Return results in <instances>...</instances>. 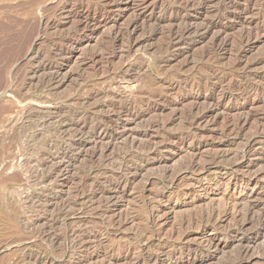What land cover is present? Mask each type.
Returning <instances> with one entry per match:
<instances>
[{
	"label": "rangeland",
	"instance_id": "obj_1",
	"mask_svg": "<svg viewBox=\"0 0 264 264\" xmlns=\"http://www.w3.org/2000/svg\"><path fill=\"white\" fill-rule=\"evenodd\" d=\"M80 2L83 7L77 10ZM236 2L238 10L246 14L233 16L232 9L217 13L212 6L214 0H0V41L19 40V45L27 40L35 42L31 59L10 67L5 76L8 87L0 89V109L14 105V112L4 114L6 120L11 118L10 128H0V264H26V253L41 254L58 264H229L238 259H242L241 264H264V239L248 240L256 232L253 224L244 222L237 229L233 224L238 213L223 215L228 206L232 207V201L238 211L252 206L256 214L264 209V131L257 129L264 111V84L256 92L236 90L246 77L258 76L264 83V60L256 69L249 67L245 73L241 69L264 57V0ZM184 5L189 6L186 11ZM176 11L194 33L182 45L166 48L167 32L181 24L169 20ZM212 21L215 25L209 29ZM247 33L252 35L250 44L238 49L239 36ZM9 35L12 37L8 40ZM216 37L227 43L214 65L225 78L218 86L202 72L201 66L207 63L198 62ZM238 56L242 67L229 70V64ZM46 62L54 63L57 81L39 89L37 82L46 75L42 70L35 75L31 72ZM136 62H140L141 69L125 73ZM145 87L160 93L159 98L136 106ZM203 87H213L214 92L203 91ZM21 94L27 96L25 101L30 100L27 104ZM94 94L98 98L91 99L85 108L90 122L79 125L88 134L70 163L63 161L61 172L46 183H34V174L27 173L26 168H22V175L17 158L26 129L20 130L22 122L15 121L19 117L16 111L29 108L27 120L31 123L24 120L23 126L32 128L39 115L79 110L81 106L75 105L72 98L81 95L85 99ZM111 98L132 103L145 114L138 120L123 113L117 117L108 109ZM16 104L21 106L15 108ZM194 109L207 112V121L192 127L184 115ZM236 117L250 120L247 134L255 136L256 129L261 133L256 135L251 152L242 158L243 143L222 132L224 122ZM109 118L116 126L110 123L114 126L107 130L114 136L106 140L100 137L105 129L102 124ZM142 131L146 135L139 137ZM39 138L35 144L43 147L44 140ZM64 139L73 143L79 136L75 133ZM15 143L20 146L18 150ZM9 151L14 155L11 159ZM124 154L130 157L119 166ZM88 172L91 176L81 192L80 180ZM121 177V182L125 181L112 190L110 182ZM6 179L9 181L4 182ZM23 190L42 201L36 204L38 208L23 203ZM61 207L66 217L52 221ZM212 210L222 214V219L215 221L216 228L207 226L202 230L180 223ZM28 217L32 223L27 222ZM143 230L150 232L149 238H139ZM54 237L59 241L55 243ZM79 237H84V242ZM195 248L197 251H191Z\"/></svg>",
	"mask_w": 264,
	"mask_h": 264
},
{
	"label": "bare ground",
	"instance_id": "obj_2",
	"mask_svg": "<svg viewBox=\"0 0 264 264\" xmlns=\"http://www.w3.org/2000/svg\"><path fill=\"white\" fill-rule=\"evenodd\" d=\"M178 1V0H177ZM180 2H181V0H179ZM186 1V0H185ZM237 0H214V4H212V6L214 7V9H215V12H217V13H220L221 14V11H224V10H226V9H232L233 10V13H232V15L233 16H241L242 14L244 15V11H243V9L242 10H238V7H237V3L238 2H236ZM246 2H248V0H245ZM189 2V1H188ZM176 3H178V2H176ZM187 3V2H186ZM186 3H184V4H186ZM188 4V3H187ZM190 4V3H189ZM249 4V3H248ZM177 5H179L178 7H180V5L181 4H177ZM194 6V5H193ZM83 7V3H78L77 4V10L78 9H81ZM189 7V6H188ZM187 7V5L185 6L184 5V7H183V11H186V9L188 8ZM191 7V6H190ZM172 8V7H171ZM175 10V9H174ZM181 11V10H180ZM248 11V10H247ZM263 11V10H262ZM212 12H214V11H212ZM185 13V12H184ZM260 13V12H259ZM175 15L173 16V18H171V19H169L170 21H179L181 24H180V27H176L175 29H171L170 31H169V33L167 32V34L168 35H166V36H168V37H166L167 38V43L165 44V45H167L166 46V48H168V47H175V46H177L178 44H180L181 42H183V40L185 39V38H187V37H189L191 34H193L194 33V31H193V29L190 27V25H188L184 20H183V17L182 16H180L178 13H177V11L174 13ZM246 14V13H245ZM214 15H215V13H214ZM255 15V14H254ZM261 15V14H260ZM257 16V15H256ZM6 17V16H5ZM10 17H12V16H10ZM14 17V16H13ZM12 17V18H13ZM217 17V16H216ZM220 17V16H219ZM170 18V17H169ZM228 19H229V17H227ZM233 18V17H232ZM261 18V17H260ZM20 19V18H19ZM161 19V18H160ZM167 19H168V17H167ZM262 19V18H261ZM10 20V19H9ZM21 20V19H20ZM164 20V19H163ZM17 21H19L18 19H17ZM154 21V20H153ZM167 21V20H166ZM1 22V21H0ZM12 22V21H11ZM15 22V21H14ZM27 22V21H26ZM25 22V23H26ZM29 22H31V21H29ZM28 22V23H29ZM20 23H22V22H20ZM168 23V22H167ZM177 23V22H176ZM2 25H3V22L1 23ZM27 24V23H26ZM130 24V23H129ZM135 24H136V22H135ZM166 24V23H165ZM169 24V23H168ZM172 24H173V22H172ZM175 24V23H174ZM178 24V23H177ZM177 24H176V26H177ZM21 25V24H20ZM214 25H215V23H214V21H212L211 23L209 22L208 23V28L210 29V28H213L214 27ZM6 25H4V27H5ZM22 26V25H21ZM31 26V25H30ZM170 26H172V25H170ZM207 26V25H206ZM3 27V28H4ZM135 27V26H134ZM168 27V26H167ZM6 28V27H5ZM26 28V27H25ZM9 29V28H8ZM10 29H11V26H10ZM13 29V28H12ZM10 30V31H13V30ZM32 30V29H31ZM212 30V29H211ZM20 31H21V28H20ZM19 32V31H18ZM23 32V31H22ZM27 32H29V27H28V30H27ZM31 32H33V30L31 31ZM250 33V32H249ZM2 34V33H1ZM13 35H16V33L14 34V33H12ZM21 34V33H20ZM27 33H25L24 35H25V37L27 36L26 35ZM31 34V33H30ZM219 34V33H218ZM4 35H5V33H4ZM3 35V36H4ZM23 35V34H22ZM33 34H31V36H32ZM150 35V34H149ZM148 35V36H149ZM73 36V35H72ZM8 37V40H9V38L10 37H12V36H7ZM24 37V36H23ZM23 37H21V38H23ZM30 37V36H29ZM240 37V39H239V41H238V49L239 48H242L244 45H248V44H250V40H251V38H252V35L251 34H248L247 33V35H243V36H239ZM32 38V37H31ZM23 39H26V38H23ZM35 39V38H34ZM11 40H13V39H11ZM21 40V39H20ZM31 40H33V39H31ZM31 40H29V41H31ZM36 40V39H35ZM165 40V39H164ZM28 41V40H27ZM27 41H26V43L25 44H20L19 45V40L18 41H6V39L4 40V41H0V80H1V78H2V81H3V85H2V87H1V85H0V89L2 88V89H7V85H6V83H5V76H6V74H7V70L10 68V67H12L13 65H16L18 62H22L23 60H26L27 61V59H28V61L31 59V57L33 56L32 54H33V51H34V44H35V42L34 41H32L31 43H27ZM21 42H22V40H21ZM232 42V41H231ZM184 43V42H183ZM69 44V43H68ZM67 44V45H68ZM121 44V43H120ZM225 44H227L226 43V41L224 42V40L223 41H221L218 37H216L212 42H211V45H210V47L209 48H207V50H205L201 55H200V57H199V59H198V62L200 61V62H205V63H207V64H204V65H202L201 66V68H202V72L205 74V76L207 77V78H212L213 80H215L216 81V85L218 86V84H221L222 83V81H223V78H224V76H223V71H219L218 69H214V65L216 64V63H218V59H217V56H218V52H220V51H222V50H225ZM67 45H65V46H67ZM180 45H182V44H180ZM236 45V44H235ZM69 46V45H68ZM173 47V48H174ZM53 48V47H52ZM58 49V48H57ZM65 49V48H64ZM170 49V48H169ZM66 50V49H65ZM164 51H165V49H164ZM238 51V50H237ZM57 52V51H56ZM59 52V51H58ZM37 53V52H36ZM36 53H34V54H36ZM60 55H62L61 53H59ZM236 54V53H235ZM37 55V54H36ZM123 55V54H122ZM240 55V54H239ZM242 55V54H241ZM263 55V54H262ZM127 56V55H126ZM29 57V58H28ZM222 57V56H221ZM54 58V57H53ZM235 58V57H234ZM40 59V58H39ZM192 59V58H191ZM195 59V58H194ZM38 60V59H37ZM254 60V59H253ZM263 60H264V57H260L259 59H257V60H255V61H253V62H251V63H249L248 65H247V63L246 64H244L243 65V68H241V69H243L242 71H244L243 73H245L246 72V69H248L249 67H252V66H258V64H260L261 62H263ZM196 61H197V57H196ZM232 61V60H231ZM246 61V60H245ZM244 61V62H245ZM223 62V61H222ZM23 63V62H22ZM138 62H136V65L135 64H130L129 66H128V70L126 71L125 70V73L126 72H128V71H135V70H138V69H141V65H140V62H139V64H137ZM192 63H193V61H192ZM21 64V63H20ZM37 64V63H36ZM195 64V63H194ZM199 64V63H198ZM220 64V63H219ZM223 64V63H222ZM221 64V65H222ZM227 64V66H228V64L229 63H226ZM226 64H225V66H226ZM243 63L241 62V57L240 56H238V57H236V59L235 60H233V62L232 63H230L229 65H230V68H229V70H231V71H238L239 70V67L242 65ZM196 65V64H195ZM262 65V64H261ZM264 65V64H263ZM163 66V65H162ZM218 66V65H217ZM216 66V67H217ZM256 66V67H257ZM14 67V66H13ZM229 67V66H228ZM242 67V66H241ZM253 67V68H254ZM256 67H255V69H256ZM222 68V67H221ZM29 69V68H28ZM124 69H126V68H124ZM143 69V68H142ZM224 69V68H223ZM31 70V69H30ZM40 70H42V72H43V74H45L46 75V77L45 78H41V79H39V81L37 82V88H39V89H45V88H49V87H51L52 85H55V83H56V81H57V72H55V66H54V63L52 64V63H49V62H46V63H42V64H39L36 68H34L33 70H32V74L33 75H35V73L37 72V71H40ZM180 70V69H179ZM228 70V71H229ZM11 71V70H10ZM10 71H9V74H10ZM249 71V70H248ZM122 72V71H121ZM118 73H119V71H118ZM238 73V72H237ZM9 74H8V76H9ZM39 74H40V72H39ZM256 74V73H255ZM37 75H38V73H37ZM120 75H121V73H120ZM167 75V74H166ZM246 75H247V73H246ZM250 75V74H249ZM252 75V74H251ZM257 75V74H256ZM264 75V74H263ZM122 76V75H121ZM176 76V75H175ZM233 76V75H232ZM253 76V75H252ZM241 77V76H240ZM146 78V77H145ZM259 78V79H258ZM264 78V77H263ZM201 79V78H200ZM206 79V78H205ZM225 79V78H224ZM228 79V78H227ZM18 80V79H17ZM202 80V79H201ZM1 81V82H2ZM10 81V80H9ZM215 81H214V83H215ZM226 81V80H225ZM228 81V80H227ZM241 81V80H240ZM192 82V81H191ZM11 83V82H10ZM150 83H152V82H150ZM194 83V82H193ZM200 83V82H199ZM225 83H228V82H225ZM2 84V83H1ZM241 85L240 86H238V88H236V90H239L240 92L242 91V92H245V93H247V92H249V93H251L252 91H254V92H256L258 89H260V88H262V86H263V84L264 83H262V78L261 77H246V79H244V80H242L241 81V83H240ZM149 84H146V87H150V85L148 86ZM153 85H154V83H153ZM153 85H152V87H153ZM156 85V84H155ZM154 85V86H155ZM209 85H210V83H209ZM214 85V84H213ZM223 85H225L224 83H223ZM199 85H197V87H198ZM201 86V85H200ZM79 87V86H78ZM146 87H145V90L142 92V93H139V96H138V98H137V101H136V103H135V105L137 106V105H140L141 103H143V101H149V100H157V98H159V95H160V93H157L156 91H153L152 89H146ZM195 87V86H194ZM214 87V86H213ZM213 87H203L202 88V90L204 89V90H207V91H211L212 93L214 92V89H213ZM222 87H224V86H222ZM221 87V88H222ZM232 88H233V86H231ZM264 87V86H263ZM196 88V87H195ZM216 88V87H215ZM10 90H11V88H9ZM83 89V88H82ZM81 89V90H82ZM144 89V88H143ZM142 89V90H143ZM156 89V88H155ZM225 89V88H224ZM264 89V88H263ZM78 90V89H77ZM80 90V91H81ZM200 90V89H199ZM203 90V91H204ZM5 91V90H4ZM79 91V90H78ZM140 91V90H139ZM138 91V92H139ZM160 91V90H159ZM202 91V92H203ZM82 92H83V90H82ZM76 93V92H75ZM223 94H225L224 92H222ZM79 94V93H78ZM163 94H165V93H163ZM22 95V94H21ZM31 95H33V94H31ZM30 95V96H31ZM77 95V94H76ZM138 95V94H137ZM226 95V94H225ZM232 95V94H231ZM246 95V94H245ZM29 96V97H30ZM81 96V95H80ZM80 96L78 95V96H75V98H72L73 99V103L75 104V105H78V107L79 106H81V108L78 110V109H76V110H70V111H68L67 113H64V114H58V115H55V116H52L51 115V113L50 114H47V115H42L41 114V116L39 115V118L36 120V121H33L34 122V124L31 126L32 128H25L24 126H23V121L24 120H27V119H30V115L29 114H27V109H29V108H25V107H23V108H21V109H19L18 111H16V114H17V116H19L15 121H20V122H22V126H21V124H19L18 126L20 127V130L21 129H26V131H24V132H26L27 133V135H26V133H25V135L23 134V133H21V134H23L24 135V140H23V142L21 143V144H23V149H22V151L20 152V155H19V157L17 158L18 160H17V163H18V166H20L19 168H21V169H18V167H17V169L18 170H21L20 172H21V174H22V171L24 172V169L22 170V168H26V170H27V173L28 172H30L31 171V173L32 174H34L33 175V177H32V179L31 180H33V182L34 183H37V182H41V183H46V182H49L50 180H52V178H54L55 176H57V174L58 173H60L61 172V170H62V162L63 161H65V160H67L69 163H70V160H71V157L73 156V153L75 152V151H77V149L79 150L81 147H82V145H83V141H84V137H86V135L88 134L85 130H84V127L83 128H81V127H79V125L80 124H84V125H87V122H88V120L89 119H91V117H90V113H87L86 112V110H85V108L88 106V102H90V100L91 99H95V98H98V94H94V95H90V97L89 96H87V98H85V99H82V98H80ZM110 96V95H109ZM224 96V95H223ZM229 96V95H228ZM89 97V98H88ZM111 97V96H110ZM113 97V96H112ZM161 97V96H160ZM226 97H227V95H226ZM26 98H27V96L26 95H22V100L23 101H25L26 100ZM84 98V97H83ZM14 99V98H13ZM112 99V98H111ZM20 100V99H19ZM21 100V101H22ZM113 100V99H112ZM159 100V99H158ZM28 101V100H27ZM27 101H25L26 102V104H27ZM30 101V100H29ZM28 101V102H29ZM16 102H19V101H16ZM35 102V101H34ZM110 102H112V103H109V107H108V109L110 108V111H112V113H115V115L118 117V115L120 114L121 115V113H123V115L125 114L126 116H128V117H130V118H132V119H136V120H138V119H140V118H142L143 117V114H145V113H140V112H138L137 110H136V108L134 107V105L132 104V103H124V102H114V100L113 101H110ZM207 102V101H206ZM23 104H24V102H22ZM148 103H150V102H148ZM18 104V103H17ZM16 104V106H15V108L18 106ZM22 104V105H23ZM25 104V105H26ZM106 104V103H105ZM21 105H19L18 107H20ZM28 106V105H27ZM9 106H7L6 108L3 106V108L2 109H0V128L1 129H3V130H7V126L8 125H10V123H11V118L10 119H5L4 118V114L5 113H11V112H14L13 111V108H14V105H13V107L12 106H10V108H8ZM12 107V108H11ZM17 107V108H18ZM101 107V106H100ZM142 107V106H141ZM1 108V107H0ZM139 108V107H138ZM42 111V110H41ZM44 111V110H43ZM92 112V111H91ZM29 113V112H28ZM94 113H96V112H92L91 114H93L94 115ZM147 113V112H146ZM16 114H14V115H16ZM35 114H37V112L35 113ZM45 114V113H44ZM8 116H10V115H8ZM110 116V115H109ZM115 116V117H116ZM125 116V117H126ZM206 116H207V112H205V113H201V111H200V113H198V112H196V110L194 109V110H189L188 111V113H186L185 115H184V119H185V121H187L188 122V124H189V126H192V127H194V126H198V124L201 122V121H203L205 118H206ZM262 119H261V121H260V123H259V128H257V129H260L261 131H264V111L262 112ZM14 118H15V116H14ZM98 118V117H97ZM113 118V117H112ZM112 118H109V121L107 122H104L103 123V121H102V126H104V130H103V134H102V137H100V138H105L106 140H110V139H112L113 138V132H111L110 130L108 131L107 130V128L109 127V126H112L110 123H114V125L116 126V123H115V121H113V119ZM104 119V118H103ZM129 119V118H128ZM13 120V119H12ZM93 120V119H92ZM106 120H108V119H106ZM130 120V119H129ZM15 121H12V122H15ZM28 121V120H27ZM97 121V120H96ZM131 121V120H130ZM184 121V120H183ZM205 121H207L206 119H205ZM248 121H250V120H248V118L246 117V118H241V117H236V118H234V119H232L231 118V120H227L226 122H224V124H223V127H222V129H223V131L222 132H224L223 134L224 135H226V134H232V135H234V137L237 139L236 140V142L238 141V143L239 142H242L243 143V146L241 147L242 149H241V158L242 157H244V156H246L248 153H250L251 152V149H252V147H253V145H254V143L256 142V135L257 136H260V131L259 130H255V136H254V134H247L246 133V125H248L247 123H248ZM29 123H31L30 121H28ZM89 122H90V120H89ZM134 122V121H133ZM186 122V123H187ZM25 123V122H24ZM97 123V122H96ZM27 124V123H26ZM150 124V123H149ZM163 124V123H162ZM166 124V123H165ZM25 125V124H24ZM29 125V124H28ZM113 125V126H114ZM11 126V125H10ZM17 126V127H18ZM112 126V127H113ZM150 126V125H149ZM157 126V125H156ZM159 126V125H158ZM163 126H165L164 124H163ZM188 126V127H189ZM30 127V126H29ZM154 127H155V125H154ZM160 127V126H159ZM8 128H10L9 126H8ZM85 128H86V126H85ZM152 128V127H151ZM150 128V129H151ZM157 128V127H156ZM161 128V127H160ZM186 128H187V124H186ZM166 129V128H165ZM2 130V131H3ZM11 130V129H10ZM0 132H1V130H0ZM8 132H9V130H8ZM8 132H7V135H8ZM17 132H19V131H17ZM22 132V131H21ZM77 134V136H79V139L77 140V141H75V142H73V143H71V142H69V141H67V140H65L64 138H65V136H71L72 134ZM45 134H49L50 135V137L48 136V138H46L45 137ZM55 134V136L53 137V135ZM19 136H20V134H18ZM146 135V131H142V132H140L139 133V137L141 136V137H143V136H145ZM231 135V136H232ZM3 136H4V134H3ZM40 137L39 139H43L44 140V142L42 143L43 144V147H41V145L39 146V147H37V145L35 144L36 142H37V137ZM227 136V135H226ZM8 137H9V135H8ZM138 137V138H139ZM10 138V137H9ZM8 138V139H9ZM20 138H22V137H19V139ZM137 138V137H136ZM5 139H6V137H5ZM38 139V140H39ZM1 140V139H0ZM69 140V139H68ZM71 140V139H70ZM20 141H22V140H20ZM4 142V141H3ZM6 142V141H5ZM10 144V143H9ZM14 144V143H13ZM20 144V145H21ZM15 145H16V143H15ZM14 145V146H15ZM18 145V144H17ZM17 145H16V147H17ZM241 145V144H240ZM0 147H1V144H0ZM20 147V146H19ZM19 147H17V149L16 150H18V148ZM41 147V148H40ZM3 147H1L0 148V154H1V152L3 151V149H2ZM146 148V147H145ZM7 149H8V146H7ZM9 150V149H8ZM15 150V149H14ZM148 150V149H147ZM6 152H7V150H6ZM10 152V151H9ZM18 152V151H17ZM120 152H122V151H120ZM128 152H130V151H128ZM5 153V152H4ZM16 153V152H15ZM14 153V154H15ZM133 153V152H132ZM10 155L8 156V157H10V159L14 156L13 154H12V152H10L9 153ZM13 156H12V155ZM16 154H19V153H16ZM3 155V154H2ZM1 155V156H2ZM239 156V155H238ZM7 157V158H8ZM122 157V159L120 160V162L118 163V165L119 166H123L122 164H124L125 162H126V160H128L127 158H129L130 157V155H126V154H124V156L122 155L121 156ZM215 157V156H214ZM221 157V156H220ZM235 157H237V156H235ZM6 158V159H7ZM115 158H116V156H115ZM222 158V157H221ZM239 158H240V156H239ZM264 158V157H263ZM262 158V159H263ZM225 159V158H224ZM223 159V160H224ZM5 160V159H4ZM9 160V159H8ZM94 160V159H93ZM132 160V159H131ZM139 160H140V158H139ZM216 160V159H215ZM14 161V160H13ZM12 161V162H13ZM128 163V162H127ZM204 163V162H203ZM11 164V163H10ZM198 164V163H197ZM212 164V163H211ZM219 164V163H218ZM9 165V164H8ZM16 165V164H15ZM193 165V164H192ZM195 165V164H194ZM6 166V165H5ZM4 166V167H5ZM17 166V165H16ZM198 166V165H197ZM14 167V166H13ZM192 167V166H191ZM237 167L238 166H236V165H234V167L233 168H235V169H237ZM3 168V167H2ZM195 168H197L196 166H195ZM206 168V167H205ZM226 168H227V166H226ZM120 169V168H119ZM188 169V168H187ZM194 169V168H193ZM203 169V168H202ZM26 170H25V172H26ZM93 170V169H92ZM195 170V169H194ZM197 170V169H196ZM14 171V170H13ZM98 171V170H97ZM96 171V172H97ZM189 171V170H188ZM203 171V170H202ZM19 172V171H18ZM19 172V173H20ZM104 173V172H103ZM102 173V174H103ZM21 174H20V176H21ZM262 174V173H261ZM18 175V174H17ZM23 175V174H22ZM105 175V174H104ZM264 175V174H263ZM19 176V175H18ZM19 176V177H20ZM82 176V175H81ZM91 176V175H90ZM90 176H89V172H88V175L87 176H85V177H83V179H81L80 180V182H81V184H80V191L82 192L84 189H85V187L87 186V183H88V179L90 178ZM178 176V175H177ZM15 177V176H14ZM163 177V176H162ZM24 178V177H23ZM123 177H121V178H119V179H116L114 182H110V183H112V190L114 189V190H117V188L121 185V183L122 182H124V181H122L121 182V179H122ZM175 178V177H174ZM263 178V177H262ZM13 179V178H12ZM29 179V178H28ZM161 179H163V178H161ZM165 179V178H164ZM18 180V179H17ZM6 181H9V180H5L4 182H6ZM14 181H16V178H15V180ZM166 181V180H165ZM32 182V183H33ZM30 183H31V181H30ZM29 186V185H28ZM28 186H25V187H28ZM111 186V185H110ZM166 186V185H165ZM25 187L23 188V189H25ZM86 190V189H85ZM45 191V190H44ZM23 193H22V195L23 194H25L24 196H22L23 198L21 199L22 201H23V203H29L31 206H32V208H38V205H36L37 203H39L40 202V199H38V198H31L30 196H28L26 193H24V190L22 191ZM26 192V191H25ZM43 192V191H42ZM47 192V191H46ZM20 193V192H19ZM101 193V192H100ZM12 195V194H11ZM83 195V194H82ZM1 196V195H0ZM80 196V195H79ZM9 197V196H8ZM36 197V196H35ZM2 198V197H1ZM18 198V197H17ZM20 200V199H19ZM42 202V201H41ZM40 202V203H41ZM6 203V202H5ZM16 203V202H15ZM232 207L231 206H228L227 208H226V213L225 212H223V215L224 216H226V214L228 213V212H235V214H237L238 213V217H236L234 220H235V224H233V225H235V227L237 228V229H240L241 228V224H243L244 222H246V224L247 223H249V224H253V226H254V228H256V232L255 233H253V235H251L250 237H248V240L250 239V240H252V241H254V242H258L259 240H263L264 239V209L263 210H260V211H257L256 212V214H255V212H253V207L252 206H248L246 209H244V211L242 212V211H238V210H235V203H234V201H232ZM238 203V202H237ZM239 204H241V203H239ZM4 205V204H3ZM18 205V204H17ZM42 205V204H41ZM40 205V206H41ZM246 205V204H245ZM64 206V205H63ZM67 206V205H66ZM65 207V206H64ZM64 207H61V208H59L58 209V213H57V215L54 217V218H52L51 220L52 221H56V222H58L59 220H61L62 218H64V217H66V213L64 212ZM72 207V206H71ZM18 208V207H17ZM244 208V207H243ZM25 209V208H24ZM40 209V208H39ZM66 209V208H65ZM256 210V209H255ZM254 210V211H255ZM34 211V210H33ZM64 212V213H63ZM220 212V211H219ZM218 211H216V210H212V211H210L208 214H206V215H196V216H191L190 218H188V219H186V220H184V219H182V220H184L183 222H180L181 224L182 223H187L188 225H190V226H196L197 228H200V229H204V228H206L207 226H212V227H215L216 228V226H215V221L219 218L220 220L222 219V214L221 213H219ZM6 213V212H5ZM8 213V212H7ZM74 213H75V211H74ZM12 214V213H11ZM32 214V213H31ZM232 214V213H231ZM250 214H252V215H250ZM253 214H255V216L253 215ZM70 215V214H69ZM234 215V214H233ZM18 216V215H17ZM29 216V215H28ZM223 216V217H224ZM254 216V217H253ZM27 217V216H26ZM17 218V217H16ZM139 218V217H138ZM137 218V219H138ZM234 218V217H233ZM26 220H27V222L29 223V222H31L32 223V220H31V218L30 217H28V219L27 218H25ZM24 220V219H23ZM24 222V221H23ZM113 222V221H112ZM110 223V225L112 226V224L114 225V223ZM217 222V221H216ZM22 223V222H21ZM25 223V222H24ZM30 223V224H31ZM220 224V223H219ZM24 225V224H23ZM109 225V226H110ZM146 225V224H145ZM24 226H26V224L24 225ZM24 226H22V227H24ZM32 226V225H31ZM117 226V225H116ZM186 226V225H185ZM245 226V225H244ZM20 227H21V225H20ZM21 227V228H22ZM217 227H218V225H217ZM243 227V226H242ZM12 228V227H11ZM11 228H9V229H11ZM16 228V227H15ZM14 228V229H15ZM146 228V227H145ZM243 229V228H242ZM23 230H24V228H23ZM105 230V229H104ZM236 231H238V230H236ZM16 232H18V230L16 231ZM26 232V231H25ZM36 232V231H35ZM100 232V231H99ZM19 233V232H18ZM44 232L42 231L41 233H39V235L38 236H41V234H43ZM149 236H150V232L148 231V230H143L142 232H140V237L139 238H141V239H146V238H149ZM68 237V236H67ZM15 238V237H14ZM40 238V237H39ZM29 239V238H28ZM18 240V239H17ZM79 240L80 241H82V242H84L83 240H84V237H79ZM149 240V239H148ZM147 240V241H148ZM185 240V239H184ZM248 240H246V241H248ZM53 241L56 243L57 241H59V237H54V239H53ZM144 241V240H143ZM51 242V241H50ZM260 242V241H259ZM54 243V244H55ZM250 243V242H249ZM255 244V243H254ZM148 245V244H147ZM66 247V246H65ZM135 247V246H134ZM243 247H245V246H243ZM255 247V246H254ZM253 247V248H254ZM248 248V247H247ZM197 249L198 248H195V249H193V250H191V251H193V252H195V251H197ZM67 250V249H66ZM131 252V250H129V249H127V252ZM251 251V250H250ZM253 252V251H252ZM244 253L246 254V253H248V251H244ZM26 256H25V262H26V264H34V263H36L37 262V264L38 263H41V264H58V263H54L53 262V259H47V258H42L41 256V254H32V253H26L25 254ZM41 255V256H40ZM249 255V254H248ZM246 262V261H245ZM242 263V259H238V260H233V261H231L229 264H241ZM225 264V263H224Z\"/></svg>",
	"mask_w": 264,
	"mask_h": 264
}]
</instances>
